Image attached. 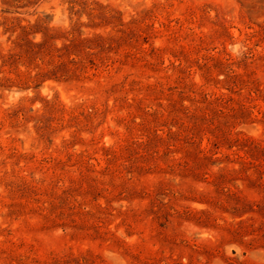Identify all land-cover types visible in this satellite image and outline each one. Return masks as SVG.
Segmentation results:
<instances>
[{
    "label": "rangeland",
    "instance_id": "rangeland-1",
    "mask_svg": "<svg viewBox=\"0 0 264 264\" xmlns=\"http://www.w3.org/2000/svg\"><path fill=\"white\" fill-rule=\"evenodd\" d=\"M0 264H264V0H0Z\"/></svg>",
    "mask_w": 264,
    "mask_h": 264
}]
</instances>
